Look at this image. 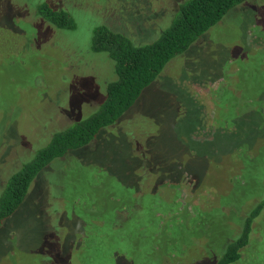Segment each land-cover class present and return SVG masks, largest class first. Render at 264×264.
<instances>
[{
    "label": "rangeland",
    "instance_id": "374dc122",
    "mask_svg": "<svg viewBox=\"0 0 264 264\" xmlns=\"http://www.w3.org/2000/svg\"><path fill=\"white\" fill-rule=\"evenodd\" d=\"M183 1L0 0V191L118 79L92 47L96 27L152 43ZM46 3L72 12L75 28L49 22ZM132 193L139 211L126 207L115 228L113 207ZM263 199L264 0H248L171 59L117 123L37 174L0 225V264H216ZM252 227L234 264H264V207Z\"/></svg>",
    "mask_w": 264,
    "mask_h": 264
},
{
    "label": "trees",
    "instance_id": "16d2710c",
    "mask_svg": "<svg viewBox=\"0 0 264 264\" xmlns=\"http://www.w3.org/2000/svg\"><path fill=\"white\" fill-rule=\"evenodd\" d=\"M246 1H183L169 17L170 25L163 24L165 29H158L161 32L157 40L148 44L134 43L125 34L107 24L96 27L92 47L97 52H107L115 60L118 79L108 83L106 99L96 112L88 118L74 121L68 127L55 131L45 146L38 149L31 159L23 161L21 166L9 175L0 191V225L23 202L33 180L43 168L49 166L55 159L58 160L89 145L98 137L102 128L117 123L171 59L187 52L193 43L217 25L232 9ZM38 8L39 13L54 26L63 29L75 28L72 12L48 3L41 4ZM239 149L241 147L237 150ZM136 190L138 187L134 188V192ZM133 193V202L122 204L119 200L113 207L116 212L113 214L115 218L112 222L115 228H120L124 221L122 211L128 208L132 212V217L139 211V208H134L139 196L136 197ZM111 196L115 197L114 194ZM263 207L264 199L246 213L241 233L227 242L224 252L215 258L216 264H234L241 258V250L250 241L254 218L261 213ZM75 251L66 252L67 261ZM82 251L85 252V249ZM55 260L58 261L59 256L49 257L48 264ZM66 263L62 261L60 264Z\"/></svg>",
    "mask_w": 264,
    "mask_h": 264
},
{
    "label": "flooded vegetation",
    "instance_id": "af4514ba",
    "mask_svg": "<svg viewBox=\"0 0 264 264\" xmlns=\"http://www.w3.org/2000/svg\"><path fill=\"white\" fill-rule=\"evenodd\" d=\"M248 1V0H247Z\"/></svg>",
    "mask_w": 264,
    "mask_h": 264
}]
</instances>
